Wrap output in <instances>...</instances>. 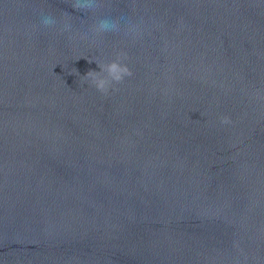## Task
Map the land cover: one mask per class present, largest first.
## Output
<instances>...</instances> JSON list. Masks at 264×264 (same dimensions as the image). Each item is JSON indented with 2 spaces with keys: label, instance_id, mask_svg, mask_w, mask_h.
Masks as SVG:
<instances>
[{
  "label": "water",
  "instance_id": "obj_1",
  "mask_svg": "<svg viewBox=\"0 0 264 264\" xmlns=\"http://www.w3.org/2000/svg\"><path fill=\"white\" fill-rule=\"evenodd\" d=\"M99 2L0 0V264H264V0Z\"/></svg>",
  "mask_w": 264,
  "mask_h": 264
},
{
  "label": "clouds",
  "instance_id": "obj_2",
  "mask_svg": "<svg viewBox=\"0 0 264 264\" xmlns=\"http://www.w3.org/2000/svg\"><path fill=\"white\" fill-rule=\"evenodd\" d=\"M72 6L78 11H95L96 9L100 8L102 5L100 4L99 0H72ZM66 18H68L69 14H64ZM58 23L57 19L52 16L51 14L42 16L41 24L44 27H53ZM122 25L127 26L128 31L132 32L135 31V26L132 24V21L126 17L120 16L115 19L111 17H104L99 20L93 25V32L97 35H101L104 33H118L121 31ZM64 31L71 30V24L65 23ZM126 58L125 53H120L116 60H113L110 63H101L99 61H95L100 71L89 70L85 76H83L84 81H90L95 88L107 95L109 93L110 87L113 83H120L124 80L126 76H132L133 73L131 69L122 63V60ZM93 59H89V63H91ZM76 74L79 75L78 71L76 70ZM222 123L228 124L231 123L230 117H223Z\"/></svg>",
  "mask_w": 264,
  "mask_h": 264
}]
</instances>
